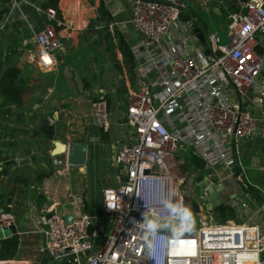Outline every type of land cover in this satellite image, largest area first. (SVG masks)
I'll list each match as a JSON object with an SVG mask.
<instances>
[{
	"label": "built area",
	"instance_id": "built-area-1",
	"mask_svg": "<svg viewBox=\"0 0 264 264\" xmlns=\"http://www.w3.org/2000/svg\"><path fill=\"white\" fill-rule=\"evenodd\" d=\"M22 2L0 0V11L11 12ZM186 9L180 0H133L131 24L144 38L133 48L140 61L141 84L127 95L128 139L113 155L123 180L102 192L103 210L112 218L105 242L95 248V234L90 232L93 218L87 214L72 215L66 224L64 216L51 213L39 217L45 238L40 252L57 261L67 259L65 264H264V233L254 224L214 222L207 203L190 189L189 177L181 170L189 150L203 162L207 180L216 168L235 167L237 182L244 188L253 186L246 182L238 146L256 132L264 141V113L254 116L242 110L233 95L245 97L260 75L263 58L256 50L264 51V0H248L242 13L230 15L224 43L208 34L209 51L197 58L180 56L168 39ZM41 11L46 26L35 37V61L47 70L57 64L63 39L72 38L75 30L56 21L55 9ZM193 24L190 17L175 28L183 37V48L195 38ZM148 78L152 82H146ZM263 97L261 93L259 103ZM90 112L93 126L106 131L110 124L106 101L92 99ZM63 163L53 161L54 166ZM170 196L182 203L192 200L199 212L190 208L193 222L187 230L174 234L161 227L158 247L148 256L140 227L143 213L154 210L167 217L162 200ZM76 204L81 207L82 199ZM14 224L11 214H0L1 231Z\"/></svg>",
	"mask_w": 264,
	"mask_h": 264
},
{
	"label": "crops",
	"instance_id": "crops-1",
	"mask_svg": "<svg viewBox=\"0 0 264 264\" xmlns=\"http://www.w3.org/2000/svg\"><path fill=\"white\" fill-rule=\"evenodd\" d=\"M180 1L185 2V15L194 21V29L200 28L206 44L203 46L193 35L196 39L188 40L183 48V37L175 30L184 24L182 21L168 39L180 56L197 58V54L205 56L209 51L208 34L218 36L221 43L226 41L230 15L242 13L248 0ZM46 3L25 0L11 12L0 11V77L8 67L15 66L29 86L22 98L0 94V214L7 212L15 219L13 227L20 239L13 260L16 264H34L43 254L48 256L40 252L45 243L38 224L42 215L72 217L83 212L93 218L90 232L95 234V248L105 242L112 218L103 210L102 192L123 180L113 155L128 139L124 117L127 95L141 84L137 77L140 61L133 48L144 38L131 24L133 0H59V21L75 32L72 38L63 39L57 64L42 70L35 61V37L46 26L41 11ZM100 6L108 16L98 14ZM256 51L263 58L259 78L245 97L233 95V99H238L242 110L259 116L264 113V97L259 103L264 94V51ZM146 82H152V78ZM95 97L103 98L108 105L110 124L106 131L93 126L90 107ZM45 120L52 128L53 137L49 139L34 134ZM53 141L68 147L86 144V164L68 166L65 154L52 157ZM241 146L240 163L246 182L253 186L244 188L237 182L235 167L216 168L208 185L221 184V205L232 206L244 220L240 224H254L264 233V141L256 132ZM54 159L64 163L54 166ZM30 172L34 174L33 185L26 179ZM199 173L193 168V177H189L190 189L196 193L194 183L207 181L208 175ZM76 199H82L81 207ZM9 237L10 230L1 239Z\"/></svg>",
	"mask_w": 264,
	"mask_h": 264
},
{
	"label": "trees",
	"instance_id": "trees-1",
	"mask_svg": "<svg viewBox=\"0 0 264 264\" xmlns=\"http://www.w3.org/2000/svg\"><path fill=\"white\" fill-rule=\"evenodd\" d=\"M58 3L59 0H47V3L45 4V9L47 7L55 9L57 15H56V21H59V10H58ZM5 12H2L1 14H4ZM98 14L102 15V17H105V15L108 16L107 12L104 13L103 6H100L98 9ZM189 17V16H188ZM57 22H53L55 26H57ZM195 26L198 27V24L195 22ZM62 28H58L57 30H60ZM22 73L21 70L15 66L8 67L2 76L0 77V94L5 98H22L25 96L26 93H28V83L22 79ZM34 134H38L39 136L49 139L52 138V128L48 123L43 122V124L38 128V130L34 131ZM190 152V151H189ZM191 158L190 160L186 159V162L184 166L190 161L194 166V170H203L204 164L197 158V156L193 155L192 152H190ZM183 166V167H184ZM183 171H186V167L183 168ZM213 214L218 215L223 222H227L230 218H235L236 213L232 206L230 205H220L216 209L213 210ZM20 246V239L18 235L14 234L9 238L1 239L0 240V261H6L10 262L13 261L18 253Z\"/></svg>",
	"mask_w": 264,
	"mask_h": 264
},
{
	"label": "water",
	"instance_id": "water-1",
	"mask_svg": "<svg viewBox=\"0 0 264 264\" xmlns=\"http://www.w3.org/2000/svg\"><path fill=\"white\" fill-rule=\"evenodd\" d=\"M217 3H222L223 0H213ZM180 21L187 22L190 18L186 16L185 14H181ZM194 36L200 41V43L204 46L206 44L205 37H203L202 32L200 28H195L193 30ZM54 149L51 151V156L54 157L56 155L65 154L67 158V165L68 166H83L86 164L87 158V145L86 144H74L71 146H66L62 143H59L57 141H53ZM242 146L239 145L238 149ZM26 179L30 185L35 184L34 174L30 172L28 175H26ZM194 185L197 188V194L204 202L207 203L206 209L208 211H213V209H216L221 205V201L218 197V193H220L223 189L222 185H216V186H210L208 185V180L202 179L200 182L194 183ZM206 185L210 186L208 189L206 188ZM183 205L187 206L189 209L192 208V210L196 213L199 212L198 205L193 202L192 200H184ZM216 221L219 223H224L221 218L218 215H215ZM73 217H64L65 223L70 224ZM11 236L15 234V229L12 226L10 229Z\"/></svg>",
	"mask_w": 264,
	"mask_h": 264
},
{
	"label": "clouds",
	"instance_id": "clouds-1",
	"mask_svg": "<svg viewBox=\"0 0 264 264\" xmlns=\"http://www.w3.org/2000/svg\"><path fill=\"white\" fill-rule=\"evenodd\" d=\"M172 196H175V193ZM162 204L167 210V217H161L158 212L150 210L143 213L140 222V227L145 233L144 247L148 256H152L158 247L157 232L161 227H168L175 234L187 230L193 222L190 209L181 201H173L170 196L164 198Z\"/></svg>",
	"mask_w": 264,
	"mask_h": 264
},
{
	"label": "rangeland",
	"instance_id": "rangeland-1",
	"mask_svg": "<svg viewBox=\"0 0 264 264\" xmlns=\"http://www.w3.org/2000/svg\"><path fill=\"white\" fill-rule=\"evenodd\" d=\"M187 1H189V0H187ZM185 155H186L185 158L187 160H190L191 155H190L189 150L186 152ZM193 164L194 163H192L190 161V163L186 164L185 166L183 165L184 167H186V171H183V168L184 167H182V169H181L182 172L184 173V175H186L187 177H193L192 176L193 168H194ZM206 173L207 172H205V170L203 169V170H200V173L199 174L206 175ZM202 214L205 217L208 216V214H206L205 212H202ZM241 222H244V220L241 218V216L237 215V213H236V217L235 218H230L225 223L228 224V225H232V224H234V225H240ZM7 232L8 231H6V230H4V231H1L0 230V239L2 238V235L4 233H7ZM66 261H67V259L57 261V260H55L53 258L48 257L46 254H43L42 256H40L39 258H37V259L34 260V264H65ZM14 262L16 263L17 261H14Z\"/></svg>",
	"mask_w": 264,
	"mask_h": 264
},
{
	"label": "flooded vegetation",
	"instance_id": "flooded-vegetation-1",
	"mask_svg": "<svg viewBox=\"0 0 264 264\" xmlns=\"http://www.w3.org/2000/svg\"><path fill=\"white\" fill-rule=\"evenodd\" d=\"M200 179H198L197 181H199ZM193 185V184H192Z\"/></svg>",
	"mask_w": 264,
	"mask_h": 264
}]
</instances>
